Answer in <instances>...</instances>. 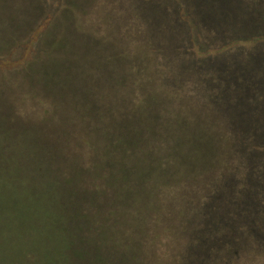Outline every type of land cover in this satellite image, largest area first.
I'll use <instances>...</instances> for the list:
<instances>
[{"label": "trees", "instance_id": "16d2710c", "mask_svg": "<svg viewBox=\"0 0 264 264\" xmlns=\"http://www.w3.org/2000/svg\"><path fill=\"white\" fill-rule=\"evenodd\" d=\"M171 2L60 0L52 45L43 47L46 32L29 60L32 79L8 118L15 127L22 118L36 132L40 145L30 149L36 154L30 160L40 151L48 172L67 179L68 195L87 200L73 233L62 229L68 250L77 243V257L64 252V264H87L86 255L97 257L96 264H134L135 250L117 244L115 223L129 229L121 222L133 219L137 200L152 194V186L153 209L175 206L177 230L173 236L155 227L150 235V226L142 237H154L174 257L171 264L264 258V231L232 214L236 208L251 212L244 218L254 225L258 214L264 221V46L257 45L264 41L248 45L247 22L225 15L239 6L232 0H195L197 6L180 0L178 17L159 8ZM188 7L196 17L189 34L183 32ZM226 18L237 25L233 39L224 36ZM97 104L108 111L98 113ZM139 109L146 110L148 127L142 128ZM189 110L193 122L177 121L183 119L177 113ZM177 124L187 126L188 141ZM145 159L155 166L147 170L150 180L139 170ZM60 168L71 174L57 175ZM48 204L34 202L30 214L37 217ZM149 250L143 259L137 253L142 264L152 260Z\"/></svg>", "mask_w": 264, "mask_h": 264}, {"label": "rangeland", "instance_id": "374dc122", "mask_svg": "<svg viewBox=\"0 0 264 264\" xmlns=\"http://www.w3.org/2000/svg\"><path fill=\"white\" fill-rule=\"evenodd\" d=\"M189 1H193L192 4L195 2V0ZM196 1L203 2L206 0ZM232 2H234V6L238 4L239 6L233 9L227 7L225 15L232 14L233 17L247 22L245 23L247 25L245 35L250 37L248 38L250 39L248 45L257 43L259 40L264 41V0H232ZM178 4H180V0H172L171 4H162L159 8L164 15L172 14L173 17H178L179 15L175 12L179 8ZM59 5L60 0H0V264H64V252L67 251L70 253L65 256L70 257L71 260L73 257H77L75 255L76 241H74L71 251L68 250L63 230L67 229L73 233L76 226L75 221L79 216L81 207L83 209L87 208L81 205L82 203L85 205L87 200L80 198L77 194L68 195L65 186L67 179L62 176L59 180V177L56 178L54 174L48 172L50 166H48V163L46 164L45 159L41 158L44 156L40 151L37 150L38 156L35 161L30 160L31 155L33 159L36 157L35 152H30V149H36L40 145V142L36 140V132L30 129V126L22 118L18 121L17 127L13 126L12 121L8 118L9 113L14 114L17 100L25 95V87L27 88L29 85L28 80L32 79L30 75L32 65L29 62L32 54L37 53L42 47V39L47 34L46 32L48 34L43 43L45 48L52 45V36L60 29L58 18L55 17ZM194 5L197 6V4ZM182 11L184 10L182 9ZM101 13L103 14L102 11ZM193 14L194 12L188 7V18H185L187 23L184 33L189 34L190 22L196 18L192 16ZM226 20L227 22L223 27L224 36L233 39L231 37L235 35L232 32L237 25L235 27L236 23L233 19L226 18ZM65 29L70 32L69 23L66 24ZM31 34H33V41L31 44L26 45L29 43ZM257 45L264 46L263 43ZM13 60L22 62V64L24 62L30 64L14 66ZM101 107V104H97L95 109ZM97 109L96 111H98ZM103 111H108L107 106L101 108L98 113ZM137 114L139 115L137 118L143 124L142 128L148 127L150 123L146 122L149 120L146 110L139 109ZM177 115V118H183L177 120L181 123L186 120L185 118L192 116L191 110L188 113L182 111ZM196 117L193 116L188 121L193 122V118ZM150 121H153V118ZM158 122L157 120L153 121L151 126H153V123L156 126ZM198 122H196L197 126ZM175 128L176 130L182 129L186 134L184 140L188 141L187 126L185 128V125L177 124ZM17 155H19V158H17ZM21 155L25 156L20 158ZM169 155L172 159L171 151ZM154 167L150 161L148 162L145 159L143 164L139 166L140 174L145 175L148 180L153 179L150 170L149 173L147 170ZM68 172L71 174L68 168L67 170L60 168L56 174L61 176L63 173ZM151 191L152 194L140 195L133 219L130 222H121L123 227H130L129 229H122L119 223H115L120 228V232L116 237L119 240L117 244L119 246L123 244L124 247H132L135 250L136 254L133 255L134 264L139 259H143L142 253L147 254V246L148 248L150 246L151 250L149 251L152 260L148 256V261L144 260L145 263L143 264H171L174 257L159 249L156 240L153 239L154 237H150L151 242H148V240L143 241L142 236H147V230L150 226V235H152L155 227L162 226L167 231L166 233L173 234V236L177 230L174 227L176 225L175 219L172 220V216H174L177 209L175 206H173V209L169 207L153 209L157 201V194L153 186ZM37 201H52L53 205L43 206L41 213L35 217L33 213L30 214V211L31 207H36L32 205ZM57 201L60 202L59 205ZM147 204H149V208ZM232 214L237 221L243 220L241 225L251 224L254 230L264 231V221L259 214L256 217L257 225L244 218V214L251 216V212L244 213L235 208ZM93 215V213L89 214V216ZM99 217L103 218L102 215ZM100 222L104 224L105 232L111 222L108 219L105 223L102 220ZM218 231H221V228H218ZM66 235L70 236L71 234L66 233ZM155 236L157 237L156 233ZM109 243L111 244L110 241H108ZM33 250L37 253L35 254ZM30 251L33 252V255L29 253ZM137 253L140 255L138 256L139 259ZM85 258L87 264H96L97 257L86 255ZM164 258H168L169 261L163 263ZM258 259L254 260L251 257L242 262H244L243 264H253L257 261L259 264H264V258L260 257ZM45 260H49V263H46ZM140 262L142 264V261Z\"/></svg>", "mask_w": 264, "mask_h": 264}]
</instances>
